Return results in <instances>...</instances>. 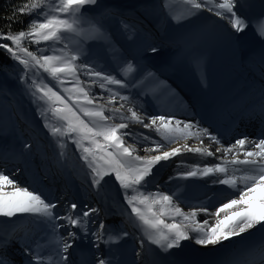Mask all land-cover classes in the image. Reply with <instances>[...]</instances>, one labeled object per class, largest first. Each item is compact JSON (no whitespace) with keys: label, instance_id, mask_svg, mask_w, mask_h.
<instances>
[{"label":"snow or ice","instance_id":"snow-or-ice-1","mask_svg":"<svg viewBox=\"0 0 264 264\" xmlns=\"http://www.w3.org/2000/svg\"><path fill=\"white\" fill-rule=\"evenodd\" d=\"M179 3L184 6V11L172 16L177 23L198 16L204 11L214 13L230 26V34L237 42L239 34L245 32L250 22L244 18L241 11L245 7L244 0H179ZM162 6L171 13L170 0H165ZM86 8L88 11L101 9L100 14L103 16L108 14L111 6L101 4V0H24L14 6L12 13L6 17L9 21L8 28H11V23L18 14L33 16V19L27 30L16 33L0 30V40L10 41L12 45L0 43V50L6 51L13 60L23 65L27 70L25 77L29 72L33 76H39L42 70L68 94L66 98L55 85L44 83L43 78L25 82L27 90L35 98L34 102L43 101L46 105L39 108L40 115L45 120L43 126L61 149L60 155H64L63 149L67 147L61 138L67 137L79 149L80 158L90 169L91 186L97 195L101 194L102 182L109 175H113L124 190V198L131 208V214L138 221L136 226L142 229V236L138 241L139 250H134L133 264H149L147 257L151 249H145V243L149 246L155 245L161 253L167 254L172 253L173 249H181L186 241H192L201 248L218 251L225 242L234 245L217 255L209 264H264V237L255 242L236 240L238 237H244L246 233H251L253 229L264 231V131L260 132L256 139L244 135L225 147L220 138L209 132L208 128H200L199 122L192 124L175 120L173 123L174 118L166 115L142 117L137 111L128 109L130 116L120 114V119L127 122L109 124L110 117L105 115L104 105L94 103L89 95L90 86H84L79 73L82 70L84 75L94 78L92 83L99 82V87L110 93L111 103H115V98L120 96V93L108 86L127 88L128 84L123 79H117L110 73L105 74L103 70H96L88 63L77 64L81 53L69 54L61 48L59 55H36L23 46L24 41L36 44L42 41L61 43L68 34L79 35ZM97 24L98 26H94L96 38L110 41L109 34L103 30V24L99 21ZM257 24L258 34L264 38V16L258 18ZM127 27L128 25H125V28ZM112 47L115 51V45ZM144 51L146 58L150 60H155L162 54L160 47L156 45H149ZM241 55H244L242 48ZM135 71L130 61L122 69L125 77ZM147 75L151 77L154 74L149 72ZM66 80L72 83V88L62 87ZM120 99L127 101L129 98L120 96ZM112 112L115 116L120 113V109H113ZM49 113L57 123L49 122ZM257 117L260 118L261 125H264V93L260 101L247 110L248 119ZM145 119L148 120L147 123ZM129 123L141 124L169 143L178 139H196L201 146L192 147L184 143L181 147L161 151L165 145L153 140L151 142L155 146L145 148L144 151L157 154L133 155L137 151L136 148L125 147L123 140L124 136L131 135L130 132L122 131L129 128ZM204 137L210 141L208 146H203ZM5 139V134L0 133V150L5 148L2 143ZM143 139L149 141L151 137L144 136ZM85 141L88 142L87 146ZM212 145L217 146L215 150H212ZM30 148V144L24 143L20 148L21 154ZM183 152L201 156H215L216 153H221V163L203 168L197 166L183 175L185 178L215 176L213 183L238 189V197L222 203L214 212H209L208 208L203 206L185 212L173 202L172 196L162 193L145 195L139 190L146 178L152 174L155 165ZM238 172L241 174L237 175ZM29 187H21L18 181L0 168V217L9 218L0 220V225L16 224V221L11 220L13 217L30 216L33 223L43 225L50 231L49 242L56 245L59 256L55 261L50 255L42 256V251L48 245L37 239L33 241L35 249L31 254L30 246L21 244L22 251L28 257L24 264H77L70 256L73 255L74 246L85 243L88 248L84 251L90 255L87 264H118L113 246H120L122 241L132 235L120 227V222H106L108 217H101L99 207L83 201L69 200L67 203H61L35 188L29 190ZM129 190L133 194H129ZM61 208L63 214L59 211ZM201 212L211 216L212 222L208 219L202 222L198 220L197 216ZM164 217H170L171 222H166ZM176 217L181 218L179 222ZM61 221L63 223H60ZM59 229H64L66 235L60 234ZM15 231L13 228L11 233L0 238V264H14L8 255V249L17 239L14 236ZM70 249L73 252H70ZM152 264H155V261H152Z\"/></svg>","mask_w":264,"mask_h":264},{"label":"bare ground","instance_id":"bare-ground-1","mask_svg":"<svg viewBox=\"0 0 264 264\" xmlns=\"http://www.w3.org/2000/svg\"><path fill=\"white\" fill-rule=\"evenodd\" d=\"M151 1L152 0H101V3L115 2V4L112 3L111 5L118 6L119 10H121V7H126L129 5L146 7L149 5L148 8H152L150 13L156 15L161 14L159 9L162 10V7L151 5ZM157 4H159V2ZM131 14L132 16L136 15V17H145V19H148L146 17L148 15H145L142 11L138 12L137 14L135 12H131ZM205 17L213 21V23H209V26L213 25L214 23H218L217 17L209 12H206ZM159 18L160 16L157 15L156 21L159 20ZM180 28L181 30H184L186 29V26L183 24ZM224 32L227 36V40L225 42L223 41L222 44L218 45L217 47L211 48L213 49V56L211 58L214 62H212L210 65L203 64V66L206 67L205 70L196 68L197 70H200L204 73L209 70V75L201 78L200 81H197L195 85L199 88L210 110L216 116V118L224 121L234 120L236 124L239 125V130L231 133L229 137L223 136L219 128H217L215 131L213 130L212 132L209 130V132L214 135H220L221 143L225 147H228L229 145L233 144L236 139L242 138L244 135H247L250 139H256L258 138V134L264 131V125H261L259 117L256 119L247 118V110L252 105L257 104L261 99L262 93H264V80L257 73L244 71L237 66L235 54L236 44L234 36L230 34V26H228ZM212 36V34L209 35L208 39H212ZM194 39H197V36H194ZM82 47L85 48V45H82ZM203 48L204 47H201L200 49ZM123 51L125 52V55L128 54L126 50ZM87 53L88 52H86L84 58H86L88 61L90 60L92 66L95 67L96 70H103L105 74L110 73L115 75L117 79H123L125 83L128 84V87L123 89L115 85L108 86L109 88H112L113 91H119L120 96H127L129 98L127 101L121 100L120 96H117L115 98V103H111L107 98L110 97V93L106 89L102 92L99 91L96 93V100L98 102L95 104L104 105L105 115L114 118V120L109 119V124L127 122L120 119V114H123L125 117L131 115L129 111H127L128 113L126 114L121 110L120 113H117L115 116L113 115L112 110L119 109L116 107L119 101L126 106L130 105L128 109H133L135 111L136 109H140L142 112L146 113L147 116L166 115L174 118L173 123L175 120H181L194 124L193 116L189 111H187L185 105H182V103L178 102L171 95L164 92L166 93V97L161 96L163 93L162 90L153 92L155 89L152 85H149L144 89H140L141 81H144L145 78L148 80L150 77L147 75L142 76L143 72L140 71L137 65L135 66V72L131 73L127 77L123 76L122 69L126 67V63L128 61L123 59L124 56H122L121 53L117 51V49H115V51L112 53H109L107 56L94 55L91 52L90 54ZM228 67H230V69L227 71V73L221 74V71ZM139 78L141 79L138 80ZM87 83L91 85L90 80H88ZM233 92L236 93V99L230 101L228 98ZM241 97L246 99V103L247 100L249 101L247 106L245 105L243 107L237 104L239 102L237 100ZM20 112L21 115H23L21 118L26 119L29 122L28 124L25 122L24 127L30 129V136L31 138L33 137L35 139V143L40 141V139L46 138V141H40L43 142L42 148L40 146V142L37 144L39 149H42V153L44 155H48L49 152L52 153V155L49 157L53 164L59 167L61 166L65 170L70 169L69 174H72L73 177H78V181H80L89 190L93 189L94 192H92L89 197L95 201L94 205L97 203L101 209V217L103 218L107 216L108 220L106 222H112L113 220L120 222L121 228L124 227L130 233H132V236L135 240H133L134 246L136 250H139L138 241L142 236V229L136 226L138 221H136L134 215L131 214V208L124 198V190L119 186V183L114 179V176L109 175L105 177V181L102 182L101 194L97 195L96 190L91 186L90 169L87 168L86 163L80 158L81 152L79 149H77L75 144H73L72 141L67 137L61 138L63 142L67 144V147L63 149L64 155L61 156V149L57 147L55 140L50 136L48 130L43 126L45 123L44 118L42 120V124H39L38 122H35L32 116L26 115L24 110ZM24 115H26V117ZM48 115L49 122L57 123L54 119H52L50 113ZM82 118L87 120L86 117ZM113 121L120 122L116 123ZM147 122L148 120L145 119V123ZM20 130L21 128L16 126L13 118L9 117L7 112L0 108V133L5 134L6 136V139L2 141V143L5 145V148L1 151L4 152V150H10L20 152L21 146L25 143L23 140L21 141V137L23 136L20 134ZM122 131L131 133V135L124 136L123 140L125 147L136 148L137 151L133 155L144 156L157 154L146 153L144 151L145 148H152L155 146L151 142L153 140L159 141L165 145V148L161 151L169 150L170 148L181 147L184 143H187L192 147L201 146L199 141L196 139H189L187 141L178 139L169 143L168 141L162 140V138L154 131L144 128L141 124L129 123V128ZM144 136L151 137V140L145 141L143 139ZM73 138H75V134H73ZM100 139L102 140V138ZM203 140V146H208L210 144L208 138L204 137ZM87 144L88 142L85 141L86 146ZM211 147L212 150H215L217 146L212 145ZM30 149H25L21 154V157L16 161L20 165L19 170L17 169L16 171H20L21 168H23V172L20 174L17 173L16 175L9 173L10 177L18 181L21 187L30 186L29 190L35 188L41 193H44L47 197H50L48 194L47 184L41 180L36 166L32 161ZM46 149L48 151H46ZM109 151H112V149H109ZM221 155V153H216L215 156H201L197 153L183 152L180 155L169 159L168 161H161L152 168V174L146 178L143 186H141L139 190L145 195L162 193L172 196L173 202L185 212H189L201 206L207 207L209 212H214L216 208L222 203H226L231 198H237L238 194H236V192L238 191H234L232 188V194H230V196L220 197L214 192L217 183H213V181L216 179V177L215 179H212L209 176L185 178L183 174L197 166L203 168L205 166H212L214 164L221 163ZM0 166H3V164L0 163ZM80 170H82L84 174H81ZM240 174L241 173L239 172L237 173V175ZM165 181L166 184L164 185ZM129 194L133 193L129 190ZM156 207L158 208L159 206L157 205ZM27 217L29 216L20 215L13 217L11 220L16 221V224L0 225V236L2 237L7 231H10L12 227H16L18 224L23 225L18 229L24 231L26 229L25 223H27ZM8 219L9 218L0 217V220ZM164 219L166 222H171L170 217H164ZM180 219V217H176L177 222H179ZM197 219L201 222L205 219H208L210 222H212V217L202 212L198 214ZM256 232L257 230L253 229L251 233H246L244 237H238L236 240H246L247 242H250L254 239V234ZM50 236V231L45 228L40 234L37 233L36 237L42 244L48 245L42 251V253L46 256L50 255L53 259L58 260L59 256L56 252V245L49 242ZM134 236H136V238ZM41 237H43V239H41ZM233 246L234 245L230 242H225V245L220 246L218 251L211 248H201L194 245L192 241H186L184 242V246L181 249H173L172 253L166 254L161 253L155 245L149 246L148 243H145L144 245L145 249H148L149 247L151 249L147 257L149 264H152V261H155V264H203L205 262L214 260L217 255L229 250ZM33 248L35 249V244L33 245ZM167 256L168 258H166Z\"/></svg>","mask_w":264,"mask_h":264},{"label":"rangeland","instance_id":"rangeland-1","mask_svg":"<svg viewBox=\"0 0 264 264\" xmlns=\"http://www.w3.org/2000/svg\"><path fill=\"white\" fill-rule=\"evenodd\" d=\"M113 4H115V2H112ZM112 3H101L104 5H110L111 8L109 9V11H113L115 10L118 6L116 5H111ZM156 2L155 0L151 1V5H154ZM101 9H96L95 11H88L87 8L85 10V18L81 21L80 24V29H81V33L79 35H71L68 34L67 38L61 42V43H53L51 41L48 42H43L42 45H39L35 51H32L34 53H36V55H59L60 54V49L64 48L65 51L69 52V54H76V53H81V57L79 60L76 61L77 64H82V63H86L87 60L86 58H84L85 54H86V50L90 48H96V47H91V41H98L99 43H101L102 46H108L110 44V41L113 40L112 39V34L107 30L110 25H108V28H103V30H105L109 36H110V41H105V40H101V39H97L94 33V26H98L97 21H99L100 23H102L100 21V16H96V14L100 11ZM118 13H121L120 11ZM163 14V12L161 11V15ZM214 38V37H213ZM88 39L90 41V44L85 43L84 40ZM82 45H85V48L82 47ZM98 50H101V47H97ZM101 54H105L107 55V51H102L100 52ZM12 75H10L11 77L9 78H5V77H1L0 76V81H1V86H0V108L4 109L7 112V115L9 117L14 118L13 120L15 121V123H17V120L19 119L21 122V112L22 110H24V112L26 113V115H30L34 118L35 122H38L39 124H42V120L43 117L40 115V111L39 108L41 107H46L43 101H39L34 102V99L30 92L27 90L26 88V83H30L31 79H37L39 81L40 78H43V82L44 83H49L50 86L51 85H55L57 90H61V94L64 95L67 98V93H64L61 89V86L58 84H55L54 81H51V78L47 76L46 73H43L42 70H40L39 76H33L31 72L28 73V75L25 77L24 73L27 71L23 68V65H20L18 61H15L12 59ZM84 73L81 70L79 73V77L81 79V81L84 82V86L85 87H89V95L91 98H93L94 103H97L98 101L96 100V93L98 92V90L95 92L94 89L100 88L99 86H97V84L92 83V80H90V84L85 83V76H83ZM21 77H24V79L22 80ZM88 77V76H86ZM7 83V84H6ZM62 87L65 88H72L73 85L72 83L68 82V80L65 81L64 85ZM101 89V88H100ZM20 92L19 94L17 93ZM12 93H15V96H12ZM107 97V96H106ZM108 100L110 101V97H107ZM74 102V101H73ZM123 103H119L116 105V107H118L122 112L124 113H128L126 109H128V106L123 104V107H121ZM16 108H18V111H15ZM136 111L139 113V109H136ZM18 113V114H17ZM140 114V113H139ZM142 116V114H140ZM25 116V115H24ZM143 117V116H142ZM110 119H113L112 117H110ZM120 120V119H117ZM113 122H120V121H113ZM27 132V131H25ZM26 134V133H25ZM24 134V135H25ZM42 148V146H41ZM36 150L39 149V146H37L35 148ZM42 152V149H41ZM70 154V153H69ZM47 162H49V160H47ZM50 164L52 165L53 163L50 162ZM55 165V164H53ZM70 168V167H69ZM58 170V169H56ZM81 174H84V172L82 170H80ZM166 184V181L164 183V185ZM148 185V184H147Z\"/></svg>","mask_w":264,"mask_h":264},{"label":"trees","instance_id":"trees-1","mask_svg":"<svg viewBox=\"0 0 264 264\" xmlns=\"http://www.w3.org/2000/svg\"><path fill=\"white\" fill-rule=\"evenodd\" d=\"M22 2H24V0H0V30L4 32L11 30L13 33H16L20 30H27L30 21L33 19V16L18 14L15 18V21L11 23L10 29L8 28L9 21L6 19V17L12 13L14 6H17ZM43 42L44 41H42L40 44H36V43H29L28 41H24L23 46L27 47L29 51H35L36 49H38L37 47L39 45H42ZM0 43H8L10 46H12L10 41L0 40ZM12 62H13L12 58L8 55V53L4 50H0L1 77H5V78L11 77L10 75L13 74ZM17 93L19 94L20 92L17 91Z\"/></svg>","mask_w":264,"mask_h":264}]
</instances>
